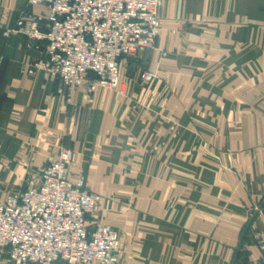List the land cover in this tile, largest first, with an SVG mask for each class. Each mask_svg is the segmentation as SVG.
Here are the masks:
<instances>
[{
  "label": "crops",
  "instance_id": "1",
  "mask_svg": "<svg viewBox=\"0 0 264 264\" xmlns=\"http://www.w3.org/2000/svg\"><path fill=\"white\" fill-rule=\"evenodd\" d=\"M27 1L0 0V197L73 150L71 179L102 198L90 223L115 229L122 264L258 262L264 0H164L155 49L120 61L118 91L70 103L57 79L21 73L41 56L7 35Z\"/></svg>",
  "mask_w": 264,
  "mask_h": 264
},
{
  "label": "built area",
  "instance_id": "2",
  "mask_svg": "<svg viewBox=\"0 0 264 264\" xmlns=\"http://www.w3.org/2000/svg\"><path fill=\"white\" fill-rule=\"evenodd\" d=\"M164 0H28L9 34L41 53L23 75L42 71L60 82L71 102L74 91H118L120 61L156 47ZM41 8V12H37ZM156 74L140 75L145 86ZM123 93V91H120ZM76 154L62 149L26 188L0 197V253L11 264H122V246L111 226L90 223L102 198L86 186L83 172L70 169ZM264 264V240L256 237Z\"/></svg>",
  "mask_w": 264,
  "mask_h": 264
},
{
  "label": "water",
  "instance_id": "3",
  "mask_svg": "<svg viewBox=\"0 0 264 264\" xmlns=\"http://www.w3.org/2000/svg\"><path fill=\"white\" fill-rule=\"evenodd\" d=\"M256 219V216L252 219V221H251V223L247 226V228H246V230H245V233L244 234H246L247 233V231L249 230V228H250V226H251V224H252V222L254 221Z\"/></svg>",
  "mask_w": 264,
  "mask_h": 264
}]
</instances>
